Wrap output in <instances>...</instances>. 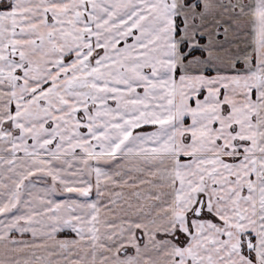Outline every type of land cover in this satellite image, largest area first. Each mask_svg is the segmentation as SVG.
<instances>
[{
    "label": "crops",
    "instance_id": "obj_1",
    "mask_svg": "<svg viewBox=\"0 0 264 264\" xmlns=\"http://www.w3.org/2000/svg\"><path fill=\"white\" fill-rule=\"evenodd\" d=\"M171 1L11 0L12 16L18 29L13 44L29 51L23 70L12 72V76L21 81L12 92L19 98L29 94L36 100L47 98L46 106L55 110H49L44 122H56L53 130L63 123L60 118L70 110L69 106L73 107V102L67 100L68 96L76 98V110L82 111L84 119L82 130L87 133L83 132L76 145L82 155L79 156L82 177L98 193L99 204L102 199H114L121 190L126 195L135 192L149 194L146 179L149 168L145 162L149 157H156L157 202L152 215L156 216V221L150 222L151 217L143 215L147 204L139 199L132 208L137 210L136 217L128 219V214H123L127 219L125 223L133 227L131 231L141 228L148 234L159 236L156 249L138 252V264H264V255L259 249L264 233L261 189L264 175L260 170L261 158L264 157V134H261L264 133V123L243 117L249 110L240 98L247 95L245 83L248 80L244 72L230 68L239 60L248 64V59L237 58V49L243 48V44L232 40V43L220 44L217 48L212 45L215 53L222 57L218 59L219 66L212 65L216 67L215 76L209 79L204 78L207 68L184 67V77L188 76L196 83L206 80L208 83L204 86L209 90L199 100L200 105H187L186 112L178 109L179 116L189 115L195 120L186 131L190 136L188 144H182L176 131L179 132V122L176 129L171 117L166 120L165 116L167 113L175 114L174 106L172 111L166 109V105L156 97L160 90H165V83L172 92L169 95L172 102L181 96L183 90L179 87L181 76L177 67L181 62L180 36H176L174 8H169ZM261 8L264 9V3L260 4ZM86 13L90 14L89 25L84 20ZM3 15L4 10L0 9L2 48L5 42ZM85 34L90 37L86 39ZM38 38L44 40L35 44L34 40ZM235 47L238 48L235 50ZM230 49L233 53L228 52ZM70 54L73 58L65 60L64 57ZM229 55L234 58L228 59ZM188 61L182 60L184 64ZM249 63L254 64L253 60ZM3 65L0 64V78L5 74ZM257 65L263 63L259 60ZM176 80L179 83L173 91ZM74 81L80 83L75 95L70 94L68 87ZM42 83H50V87L44 89ZM212 85L216 90L225 88L235 93L236 101L227 100L226 103L234 109L231 111L234 121L231 122L236 126V139L228 138L225 132L228 124H222L219 131L212 122H197V113L208 120L216 111L212 104L216 90ZM200 86L187 90L198 91ZM140 87H143L144 95H138L137 88ZM149 91L151 95H147ZM190 94L188 99L193 96ZM110 98L114 105L109 102ZM37 107L25 106L20 112L45 118L46 114L42 116L45 110L39 103ZM57 108H60V115H54ZM258 111L260 114L261 110ZM35 120L27 121L32 128L24 131L27 139L31 140L27 142L37 145L44 136L48 138L47 143L54 139L53 152L47 158L55 162L56 167H63L57 163L68 157L64 153L67 150L65 146L69 144L65 139L68 138L61 139L62 134H54L47 128L41 131L37 128L39 121ZM138 124H147L144 127L147 132L156 125L157 135L148 138L130 136L129 132ZM24 127L25 123L18 128L23 130ZM38 129L45 135L41 136ZM22 135L21 132L20 137ZM4 142L3 139V146ZM227 144L229 148H225ZM98 148L103 149L104 155L96 151ZM49 172L47 167L44 168V174ZM91 177L93 180L90 182ZM104 186L109 190L103 191ZM130 187L133 189L129 190ZM117 206L114 210L124 211L123 206ZM116 220H110L114 227L104 223L112 233L98 239L94 237L96 242L108 243L107 249L93 251L95 261L104 257L107 259L105 264H116V243L119 242V233L114 232L117 231ZM126 233L123 240L132 241L128 227ZM249 239L257 242L253 255L246 248Z\"/></svg>",
    "mask_w": 264,
    "mask_h": 264
},
{
    "label": "rangeland",
    "instance_id": "obj_2",
    "mask_svg": "<svg viewBox=\"0 0 264 264\" xmlns=\"http://www.w3.org/2000/svg\"><path fill=\"white\" fill-rule=\"evenodd\" d=\"M263 1L180 0V2H177V0H172L170 2L169 8H174L175 25L179 20L181 22V32L178 39L181 62L177 66L181 82L177 81L180 79L179 76L177 82L174 83L175 88L172 87V89L175 91L179 83V87H182L183 90L181 96L178 95L180 97L175 98L173 102L169 96L172 92L168 89L167 83H165V90H160L161 92L157 93L159 95L154 92L155 96L157 95L156 97L166 105V109L172 111L171 107L174 106L173 111H175V114L167 113L165 116L167 117L166 120L171 117L170 119L176 129L179 126V132L176 131L182 144H188L190 136L186 131L195 120L189 115L181 114L179 116L178 109H184L185 111L187 105L192 107L200 105L199 100L203 99L209 90L204 86L205 83H208L206 80L196 83L193 79L187 78L188 76L184 77V69L202 66L207 68L204 70V78L209 79L215 76L216 67H212V65H218V59H221L222 55L215 53L212 45L217 48L220 44L232 43V40L241 41L243 48L237 49L238 47H235V50L237 49V53H239L237 58L248 59L246 60L248 64L245 65L244 62L239 60L236 61L237 63L235 62L234 66H227V68L230 67L233 71L241 70L248 80L245 83L247 94L245 97L249 96L250 99L240 98V100L245 101L244 104L248 105L249 110L247 114H243V117L248 120L253 118L255 123H264V14L262 13L264 9H260V4H263ZM0 9L4 10L3 30L5 38L3 48L0 40V64H4L5 73L2 76L3 78H0V141H2L0 144V264H99L96 261L105 264L107 259L104 257H98L96 261L93 259V251L107 249L108 243L100 242V240L96 242L93 239L104 237V235L113 232L106 225L114 227L113 221L110 222L113 218H117L116 223L118 224L117 231L114 232L119 233L117 236L119 242L116 243V249L118 250V256L115 259L116 264H138L140 261L138 252L156 249L159 236L155 233L148 234L145 231L146 229L141 228L131 231L133 227L125 223L127 219L123 214L124 212L125 215L128 214V219L136 217L137 210L132 208L136 205L135 202L140 200L144 205L147 204V209H143V215L145 213L146 216L151 217L150 222L152 220L156 221V216H152L153 207L156 206L157 202L155 169L158 162L156 157H149V161L145 162L149 168V171H147L148 178H146L148 180L147 187L150 189L149 194L135 192V194L131 193L134 195H126L121 190L118 192L119 194H115L114 199L108 200L105 198L99 204L97 200L98 193L94 192L92 186H90L91 184H86L84 181L86 179L82 177V161L79 158L82 155L77 150L76 145L83 132L87 133L86 130H82L84 119L82 111L76 110V98L68 96L67 100L69 103L73 102L72 105L75 108L69 106L70 110L64 111L65 115L62 119L60 118L63 123L59 124L58 129L53 130L52 128L56 122L52 120L44 122L47 119L49 110H55L48 105L46 106L47 98L36 100V97L32 94H24L25 96L20 98L13 94L12 91L18 88L17 86L21 84V81L19 82L17 77L12 76V72L23 70V63L29 57V51L23 48L19 49L13 44L14 34L18 29L12 16L11 0L0 1ZM258 11H261V14ZM84 20L86 24H90L89 13H86ZM71 36V34L68 35L69 38ZM84 36L86 39L90 37L88 34ZM43 40L44 38H38L34 41L37 44ZM236 46H238V42ZM228 52L233 53L232 49ZM229 56H227L228 59L234 58L232 55ZM71 58H73L71 54L64 57L65 60ZM191 58L193 59L191 60ZM182 60H190V62L184 64ZM250 60H253L254 64L251 65ZM259 60L263 65H257ZM207 66L212 69L210 70ZM186 80H191V82H186ZM79 84L75 81L68 84L69 90L72 92L70 94L75 95L77 88L80 86ZM41 85H45L44 89L50 87V83H42ZM199 85L201 86L198 91L187 90L189 87L194 88ZM212 86L213 90L217 89L214 85ZM137 92L138 95H141V93L144 95L143 87L137 88ZM189 93L193 95L191 99L187 98ZM148 94L151 95V92L149 91ZM234 95L233 90H230V92L225 88L216 90L214 102L212 103L216 106L213 118L205 120L203 115L197 113V122L203 124L207 121L209 124L212 122L214 127H219V131L222 129V124H228V131L225 130L228 138L236 139V126L231 122L234 121L233 114L231 115V111L234 109L231 107L232 105L226 103L227 100L230 102L236 101ZM109 102L115 104L111 98ZM38 103L40 108L45 110L42 114V116L46 114L45 118L41 119L39 115L29 114L28 112L21 113L25 106L38 108ZM212 104L209 103V105ZM259 109L261 110L260 114L258 113ZM154 111H156V108H154ZM60 113V108H57L54 115H60ZM29 119L39 121L37 128L41 131H43V128H47L54 134H62L61 139L68 138L65 140L69 144L65 146L67 150L64 151L68 157L63 160L64 162L57 163L63 167H56L55 162L47 158L48 154L53 152L51 150L54 148V139L47 143L48 138L38 129L40 135L44 136L43 140L39 141L40 143L38 142L37 145L28 143L31 140L27 139L24 131L32 130L30 124L27 123ZM24 123L23 130H19V125L23 126ZM66 123L68 127H64ZM149 126L151 127V124ZM144 127H147V124L135 125L129 132L130 136L148 138L157 135L156 125L153 128L151 127L152 129L148 132L145 131L146 128ZM21 132L23 135L20 137ZM115 132L119 134V131ZM169 132L172 136V130ZM3 139L5 140L4 146ZM230 147H232V144H230ZM225 148H229V144ZM96 151L104 155L103 149L98 148ZM261 160L260 170L264 175V157ZM46 167L50 171L49 174H44V168ZM91 180H93L92 177L90 182ZM263 181L262 176V198H264ZM104 189L103 191L109 190L105 186ZM131 189L133 188L130 187L129 190ZM94 198H96V202ZM117 205L123 206L124 211L114 210L115 206L118 207ZM262 207L264 208V201ZM262 217H264L263 209ZM126 227L131 232L129 235L133 238L132 241L123 240L126 237L125 234H127ZM247 245L249 246H246V248L250 249L249 254L253 255L255 253L253 251L257 247L256 239H249ZM259 249L261 255H264V233L260 238Z\"/></svg>",
    "mask_w": 264,
    "mask_h": 264
},
{
    "label": "trees",
    "instance_id": "obj_3",
    "mask_svg": "<svg viewBox=\"0 0 264 264\" xmlns=\"http://www.w3.org/2000/svg\"><path fill=\"white\" fill-rule=\"evenodd\" d=\"M179 20V18H178ZM180 27H181V22L180 20L176 23V36L178 37L180 35Z\"/></svg>",
    "mask_w": 264,
    "mask_h": 264
}]
</instances>
